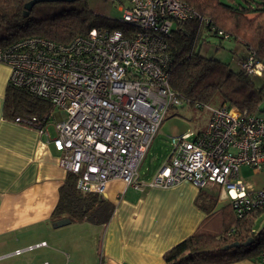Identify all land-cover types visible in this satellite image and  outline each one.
Returning a JSON list of instances; mask_svg holds the SVG:
<instances>
[{
	"label": "built area",
	"instance_id": "1",
	"mask_svg": "<svg viewBox=\"0 0 264 264\" xmlns=\"http://www.w3.org/2000/svg\"><path fill=\"white\" fill-rule=\"evenodd\" d=\"M125 1L122 29L93 28L69 43L32 36L0 48V64L11 70L9 84L66 114L58 121L52 112L44 124L36 117L14 122L53 145L60 167L77 177L76 188L83 194L103 196L111 180L138 190L186 182L199 191L219 188L221 196L231 198L238 218L264 206V189L252 191L241 175L242 167L264 173V116L225 104H197L209 110L207 129L171 138L166 163L151 180L141 181L140 168L167 112L185 103L170 86L169 37L177 21L199 16L180 0H113L121 6ZM210 33L230 40L214 27ZM238 65L249 76H264L252 52ZM42 247L47 243L12 255Z\"/></svg>",
	"mask_w": 264,
	"mask_h": 264
},
{
	"label": "trees",
	"instance_id": "2",
	"mask_svg": "<svg viewBox=\"0 0 264 264\" xmlns=\"http://www.w3.org/2000/svg\"><path fill=\"white\" fill-rule=\"evenodd\" d=\"M30 1L0 0V48L32 36L69 43L77 36L87 35L93 28H123L120 23L113 27L105 25V18L94 13L87 0L40 3L25 15V6ZM180 1L194 10L199 19L177 21L169 37L171 88L193 107L219 102L250 115L263 113L264 76L260 77L263 83L258 86L254 82L256 77L241 69L234 71L227 63L206 58L197 48L209 38L224 41L210 33L214 27L228 34L229 41L243 46L247 55L254 53L264 66V0H241L245 5L237 0ZM204 21L209 24L206 26ZM52 112L53 106L48 102L8 84L4 119L14 121L16 118L36 117L38 123L44 124ZM76 183L77 177L68 173L60 188L59 202L52 213L51 223L54 225L68 219L71 223L106 225L114 206L96 194L81 193ZM197 205L207 218L192 236L164 254L166 264H232L245 260L260 262L264 258V228L255 232L257 220L264 215V206L238 218L230 206L215 211V197L202 190ZM250 238L253 242L243 247L242 244ZM235 242L241 246L223 250Z\"/></svg>",
	"mask_w": 264,
	"mask_h": 264
},
{
	"label": "crops",
	"instance_id": "3",
	"mask_svg": "<svg viewBox=\"0 0 264 264\" xmlns=\"http://www.w3.org/2000/svg\"><path fill=\"white\" fill-rule=\"evenodd\" d=\"M10 75V68L0 64V250H4L0 262L36 250H57L56 243L61 241L68 244L67 250L83 264H99L100 260L103 264H166L164 254L192 236L207 218L197 205L200 191L186 182L138 190L127 187L122 180H111L105 194L100 196L114 206L106 225L70 222L55 228L51 216L68 173L59 165L60 154L52 144H46L44 136L4 119ZM51 126L48 125V131ZM49 135L55 136L50 132ZM166 161L154 171L143 173L141 181L151 180ZM243 171L254 176L264 173L255 175L251 168H241V175L252 191L264 189V183L258 187L251 181L253 176L247 179ZM202 191L215 197V211L232 208L231 198L221 196L219 188L210 186ZM53 234L54 239L50 238ZM42 242L47 247L12 255L16 250ZM66 256L69 260L70 255ZM42 262L58 264L50 259L36 264ZM232 264L261 263L245 260Z\"/></svg>",
	"mask_w": 264,
	"mask_h": 264
},
{
	"label": "rangeland",
	"instance_id": "4",
	"mask_svg": "<svg viewBox=\"0 0 264 264\" xmlns=\"http://www.w3.org/2000/svg\"><path fill=\"white\" fill-rule=\"evenodd\" d=\"M226 2L227 0H223ZM238 2L245 3L241 0ZM89 8L96 14L105 18V25L113 27L119 23L122 17L121 9L127 6V2H123V5H117L113 0H87ZM219 48V50H217ZM197 50L200 54L206 58L215 59L229 64L230 68L234 71H239L240 67L237 62L247 54L246 49L238 43L233 41H222L218 38H209L205 42H201L198 45ZM254 82L260 86L263 83L261 78H254ZM211 106H221L219 102H215ZM261 109L264 110V103L261 105ZM58 121L66 118V114L62 111L56 110L53 112ZM209 110L206 108L193 107L188 103H184L182 106L175 109H170L160 129L142 163L140 168V175L148 171H154L158 165H161L170 156L171 150V138L180 136L187 132H193L198 134L207 129L209 121ZM264 116V112L261 113ZM49 132L54 136V129L51 126ZM244 177L253 176L251 181L257 183L258 187H261L264 183V175L254 176L251 173H245ZM264 228V215L260 217L255 224V232H259ZM54 234L50 238L54 239ZM56 249H41L34 252L26 253L20 257L6 259L1 261L0 264H36L44 259H50L58 264H83L82 260L75 256L74 253L68 251V244L61 241H57ZM4 250H0V254H3ZM66 253L70 255L68 260Z\"/></svg>",
	"mask_w": 264,
	"mask_h": 264
},
{
	"label": "water",
	"instance_id": "5",
	"mask_svg": "<svg viewBox=\"0 0 264 264\" xmlns=\"http://www.w3.org/2000/svg\"><path fill=\"white\" fill-rule=\"evenodd\" d=\"M77 1H80V0H32L30 2H28L25 6V15H27L29 12L32 11V9L34 8V6H36L37 4H40V3H56V2H59V3H75ZM71 221L70 220H62V221H59L57 222L56 224H54V227L57 228V227H61V226H64V225H67L69 224ZM253 242V239L250 238L247 242H245L244 244H242L243 247H247L249 246L251 243ZM241 245L238 243V242H235L229 246H225L223 247V250H228L230 248H239Z\"/></svg>",
	"mask_w": 264,
	"mask_h": 264
}]
</instances>
